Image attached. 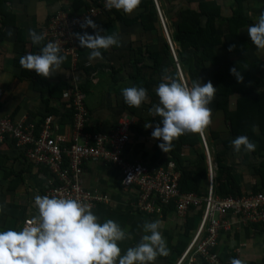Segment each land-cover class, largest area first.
<instances>
[{
  "label": "crops",
  "instance_id": "1",
  "mask_svg": "<svg viewBox=\"0 0 264 264\" xmlns=\"http://www.w3.org/2000/svg\"><path fill=\"white\" fill-rule=\"evenodd\" d=\"M85 1L90 5L94 4L93 1H98L102 6L99 7L100 13L93 19L97 28H85L81 32L92 34L100 29L101 35L116 34L119 46H111L105 50V54L101 53L102 58L90 60L91 63L93 61V63L99 64L100 68L98 71H92V78H87L88 76L83 73L85 67L76 65L74 69L70 57L63 54L64 60L61 65L63 71L45 79L50 84L59 81L69 82L76 73L83 79V83L89 80L91 85L87 91L83 89L86 95L85 106L90 114L87 127H85L86 130L108 131L124 115L131 117L132 123L129 128V139L124 154L125 159L130 163L142 162L151 166L171 162L179 172L177 160L181 159L185 163L193 162L197 157L196 150L188 144H177L176 148L171 147L168 153L162 152L157 147L158 139L150 136L153 127L157 126L160 118L150 115L149 109L151 106L148 104V100L146 99L141 103L135 114L130 115L122 109L120 96L108 90L110 64L117 68V75L120 78L125 76L122 83L129 85L130 82L126 73L134 70V48L144 45L145 43L141 39L150 34L149 32H142L139 23L124 24L115 17L116 13L131 17L138 13L140 8L137 7L131 13L125 14L122 10H106L104 0ZM175 1L171 0L170 5H173ZM178 1L180 4L178 3L176 8L194 5L200 0ZM218 1L223 4V8L229 7L230 0ZM250 1V8L247 13L252 20L250 24H253L264 10L261 0ZM70 4L71 0H11L9 2L8 5L14 15V24H2L0 22V86L3 88V96L0 98V117L8 116L16 121L33 120L38 122L43 115L51 114L58 125L57 131L71 134L72 116H69L71 115V109L68 108L66 100L61 96L49 98V105L56 108L57 113H46L44 99L47 97V92L40 93L35 87L34 79L25 76L31 72L29 70L22 71L20 64L16 62L21 56L33 53L34 47H32L33 44L28 37L29 30L39 33L50 14ZM250 24L243 26L234 39L244 43L250 50L251 56L264 58V50L256 49L247 35V28ZM9 32H11V35H9ZM149 42L147 41V43ZM89 51L83 48L81 52L83 59H88ZM216 53L219 62L217 64L206 63L207 68L226 71L230 67V62L239 56L238 52L230 53L219 49ZM199 80L204 83L207 79L203 77ZM185 81L189 86L194 82L186 79ZM262 91L264 92V87L255 88L248 96L256 98L262 95ZM235 98V96H231L227 99L221 95H214L208 105L211 109L210 123L203 133L212 160L213 155L221 149L223 140L232 138L226 127L223 111L217 107V100L224 101L227 99L229 107L233 108ZM67 114L68 117L63 119L65 118L63 116ZM147 123H151V126L146 129L143 125ZM212 132L216 133L215 137H213ZM255 134L261 136L257 127L255 128ZM258 153L245 158L241 152H234L231 146L225 157H223L224 163L232 167V175L240 184L241 194L239 195L251 193L253 187L259 186L261 183L259 174L253 171L254 165L264 161V151L261 152L259 148ZM120 168L117 163L99 158L90 159L84 163L81 173L83 185L105 195V200L96 203L91 210L99 217L101 222L105 219H112L131 234L130 239L119 242L122 252L139 241L140 225L144 221L161 220L163 222L161 233L169 249V254L165 257L158 256L155 264H174L185 249L181 250L180 245L182 242L188 244L199 224L202 206L191 207L183 216H179L173 206H170V209L165 207L159 212L142 210L138 208L135 202L138 189L135 186L122 184ZM18 174H20V177H18ZM46 178L47 171L45 167L36 165L28 159L24 154V150L16 147L10 140L0 143V229L9 227L18 229L22 227V221L26 216L36 212L33 206V197L44 195ZM207 187L208 180L200 183L201 195L206 194ZM215 196L220 197L216 194ZM197 216H199V221L195 225L194 219ZM186 217H191L192 224H190L185 235ZM223 218L227 221L228 228H221L217 232L216 242L212 248L221 264H230L233 258L241 259L244 264H264V222H242L231 214L224 215ZM192 259L191 264L194 262L196 264H211L197 255Z\"/></svg>",
  "mask_w": 264,
  "mask_h": 264
},
{
  "label": "trees",
  "instance_id": "2",
  "mask_svg": "<svg viewBox=\"0 0 264 264\" xmlns=\"http://www.w3.org/2000/svg\"><path fill=\"white\" fill-rule=\"evenodd\" d=\"M10 1L0 0V22L2 24H14V15L8 5ZM157 2L168 22L169 37L175 57L168 40L159 39L163 28L160 24L154 0H141L138 5L140 9L134 16L125 17L116 13L115 17L124 24L139 23L142 32L150 33V42L134 48V70L126 73L130 82L129 85L122 83L125 76L120 78L117 75V68L110 64L108 90L120 96L122 109L126 113L135 114L138 107H129L123 102L121 89L130 86L144 87L147 90L148 104L152 107L157 102L155 87L165 75L181 81L176 65L178 63L186 80L192 82L205 77L206 82L211 81L212 85L216 87L215 96L221 95L227 99L235 96L233 108L229 107L227 99L224 101L217 100V107L223 111L224 121L232 138L223 140L221 149L213 155V160L216 163L213 191L220 197L229 194L239 195L241 194L240 184L232 175V167L223 161V157L231 148V140L237 136L245 135L250 142L256 145L255 150L251 153L241 152L245 158L259 154V148L261 152L264 151V92L262 91V95L256 98L248 96L255 88L264 87V58L251 56L247 46L234 39L240 29L252 21L247 13L251 1L230 0L228 8H223V4L218 0H200L194 5L178 8H176L178 6L176 1L173 2V5H170L171 0H157ZM93 3V6H102L98 1H93ZM166 3H169V8L165 7ZM261 5L264 10V0H261ZM90 6L92 5L85 0H71V4L62 9L69 10L68 13L70 14H76ZM45 43L47 41L44 39L41 46ZM152 45L154 47L151 48ZM32 47H34L33 53L38 52L39 48L37 46L33 45ZM218 49L230 53H239V56L230 62V67L226 71L209 69L206 66V63L217 64L219 62L216 53ZM82 50L83 48L79 46L80 54ZM104 52L105 50H101L102 54H105ZM60 54L63 55L61 52ZM16 62L19 63V60H16ZM233 68L240 74L239 80L236 75L230 72V69ZM99 69V64L92 61L91 67L85 68L83 73L89 74ZM21 70L25 69L22 68ZM30 72L29 75L25 76L34 79L35 87L40 93L47 92V97L44 99L46 113L56 114L57 109L49 105V98L61 96L63 89L70 87L69 82L59 81L50 84L45 78L35 74L34 71ZM117 80L119 81L117 82ZM90 85V81L87 80L81 86L82 89L87 91ZM70 112L71 115L69 116H72V111ZM44 117L45 115L36 124L41 123ZM63 117H65L63 119H66L68 114ZM87 124L88 121L85 127H87ZM256 127L261 136L255 134ZM212 135L215 137L216 133L212 132ZM177 144H188L197 153L196 160L193 162L185 163L181 159L177 160L180 172L178 179L180 189L201 195L200 183L208 180L206 156L201 137L199 133H185L172 142V147L176 148ZM253 171L259 174L261 179L260 185L253 187V191H264V161L254 165ZM18 175L20 177V174ZM169 207L170 205L167 209ZM186 219L185 235L190 224H192L191 217H186ZM180 246L183 250L186 242H182Z\"/></svg>",
  "mask_w": 264,
  "mask_h": 264
},
{
  "label": "clouds",
  "instance_id": "3",
  "mask_svg": "<svg viewBox=\"0 0 264 264\" xmlns=\"http://www.w3.org/2000/svg\"><path fill=\"white\" fill-rule=\"evenodd\" d=\"M140 2L104 0V8L129 14ZM154 3L157 9V0ZM79 27L97 28L87 16ZM100 31L74 33L79 46L90 50L89 60L102 58L101 50L119 46L116 34L101 35ZM247 35L256 49L264 50V11L255 23L248 26ZM28 37L39 50L20 57L19 64L23 69L34 71L42 78L63 71L64 56L60 54V45L48 41L41 46L44 35L33 30H29ZM230 72L240 79L235 68ZM180 78L181 81L165 75L155 87L157 102L149 109L150 115L160 118L150 136L158 139L157 147L165 153L171 150L176 138L185 133H202L210 123L211 109L208 105L216 87L211 81L201 83L200 80L189 86L182 71ZM121 96L126 105L135 108L147 99V90L142 86L124 87ZM143 126L147 129L151 123ZM231 146L237 153H251L256 147L245 135L231 140ZM33 206L36 215L24 226L0 229V264H155L158 256L169 254L161 233L163 222L159 219L144 221L140 225L139 241L122 252L119 242L130 239L131 234L112 219L101 222L89 204L72 197L35 195ZM230 264H244V261L233 258Z\"/></svg>",
  "mask_w": 264,
  "mask_h": 264
},
{
  "label": "built area",
  "instance_id": "4",
  "mask_svg": "<svg viewBox=\"0 0 264 264\" xmlns=\"http://www.w3.org/2000/svg\"><path fill=\"white\" fill-rule=\"evenodd\" d=\"M68 12L69 10L64 9L54 11L39 33L44 35L47 42L54 41L60 45V52L70 57L74 69L76 65L91 67V61L83 59L80 54L74 33L82 31L79 24L85 16L93 20L100 13V8L92 5L76 14ZM169 45L175 57L172 43ZM176 65L181 75L178 63ZM86 75L87 78L93 77L92 72ZM69 84L70 87L63 89L61 97L72 111L70 135L57 131L58 125L51 114L46 115L38 125L33 120L16 121L8 116L0 117V143L12 141L16 147L24 150L28 159L45 167L47 178L44 195L76 198L89 204L91 209L96 203L104 201L105 195L86 188L81 176L84 163L99 158L120 165L121 182L138 189L135 202L142 210L159 212L168 205H173L175 212L183 216L191 207L202 206L199 224L174 264H191L195 255L211 264H221L212 248L217 232L221 228H228L224 215H234L242 222H264V191H252L247 195L215 196L213 177L216 163L211 159L203 132L199 134L206 156L208 187L205 195H199L180 189V172L171 162L151 166L142 162L130 163L125 159L131 117L124 115L108 131L86 130L90 114L85 106L86 95L81 86L83 79L74 73ZM2 96L3 88L0 86V98ZM34 215L36 212L26 216L22 226Z\"/></svg>",
  "mask_w": 264,
  "mask_h": 264
},
{
  "label": "rangeland",
  "instance_id": "5",
  "mask_svg": "<svg viewBox=\"0 0 264 264\" xmlns=\"http://www.w3.org/2000/svg\"><path fill=\"white\" fill-rule=\"evenodd\" d=\"M180 1L182 2V0H180ZM176 2H177V4L179 3L178 0H176ZM165 7H168L169 8V3H166L165 4ZM157 13H158L159 20H160V18L162 19V21L160 20V24L162 25V28H163L162 33L159 35L160 36L159 39H163V38L164 39H167V35H168V38H169V32H170V30H168V22H167L166 18L164 17V15L162 13V10L160 9L159 3H157ZM141 40H142V42H144L146 44L147 41H150V34L147 35V36H144ZM118 81L119 80H117V82ZM205 130H206V128H205ZM198 221H199V216L195 217V219H194L195 225L198 223Z\"/></svg>",
  "mask_w": 264,
  "mask_h": 264
},
{
  "label": "water",
  "instance_id": "6",
  "mask_svg": "<svg viewBox=\"0 0 264 264\" xmlns=\"http://www.w3.org/2000/svg\"><path fill=\"white\" fill-rule=\"evenodd\" d=\"M167 40H168L169 43H171L170 37L168 38V35H167Z\"/></svg>",
  "mask_w": 264,
  "mask_h": 264
}]
</instances>
